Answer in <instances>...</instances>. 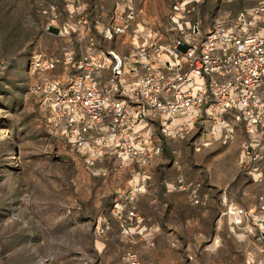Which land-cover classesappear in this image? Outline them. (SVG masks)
Returning a JSON list of instances; mask_svg holds the SVG:
<instances>
[{
  "label": "rangeland",
  "instance_id": "obj_1",
  "mask_svg": "<svg viewBox=\"0 0 264 264\" xmlns=\"http://www.w3.org/2000/svg\"><path fill=\"white\" fill-rule=\"evenodd\" d=\"M176 1L0 0V264H156L154 258L169 251L164 239H152V202L191 203L183 191L164 194L163 178H174L176 167L164 165L154 181L152 162L145 167L149 179L137 174L135 163L115 156L89 166L64 144L33 87L45 76L75 72L92 39L98 50L129 54V34L104 36L115 14L128 6L167 43L175 34L170 15ZM246 4L201 0L192 18L207 29L219 11L233 15ZM38 59L56 63L44 71L34 68ZM153 129L175 157L157 123ZM204 132L203 125L190 126L184 137L195 141ZM132 207L142 220L126 233L124 219ZM238 230L257 234L259 228ZM242 242L251 264H264V244Z\"/></svg>",
  "mask_w": 264,
  "mask_h": 264
},
{
  "label": "built area",
  "instance_id": "obj_2",
  "mask_svg": "<svg viewBox=\"0 0 264 264\" xmlns=\"http://www.w3.org/2000/svg\"><path fill=\"white\" fill-rule=\"evenodd\" d=\"M201 0H178L170 20L175 34L162 43V34L145 28L137 11L128 6L115 14L105 38L127 33L133 50L119 54L97 49L77 63L75 72L61 77L45 76L33 87L50 111V121L64 144L83 155L89 166L107 155L135 163L137 174L150 178L145 167L162 153L163 143L153 126L166 138L184 137L190 126H207L214 136L227 128L232 115L243 124L239 163L261 181L264 162V0L247 1L235 14L216 13L205 29L192 15ZM72 55L69 56V60ZM56 61L35 60L34 68L52 70ZM174 187L203 208L210 194L198 182L178 174ZM225 213L240 229L259 228L264 239V196L253 209L228 205ZM142 220L132 207L124 219V232ZM133 258V256H131ZM132 264H139L133 259Z\"/></svg>",
  "mask_w": 264,
  "mask_h": 264
},
{
  "label": "crops",
  "instance_id": "obj_3",
  "mask_svg": "<svg viewBox=\"0 0 264 264\" xmlns=\"http://www.w3.org/2000/svg\"><path fill=\"white\" fill-rule=\"evenodd\" d=\"M224 118L225 123L234 127L230 138L224 139L226 127L218 128L214 136L204 132L207 136L195 141L187 137L169 138L172 151L178 152L177 155L170 157L165 147L152 161L154 181L158 180L160 170L171 164L177 169L176 175L200 183L202 191L210 193L207 208L166 200L152 202V239H164L169 250L154 258L156 264H236L239 258L240 264L246 261L251 264L252 260L246 258L249 251L242 241L248 239L264 244V239H258L254 231H239L231 222V216L225 213L228 205L252 210L259 203V196H264V162L262 180L254 181L239 163L240 144L246 136L244 126L235 122L231 114ZM112 158L113 155H107L99 162ZM176 175L174 178L164 176V194L177 190L174 187Z\"/></svg>",
  "mask_w": 264,
  "mask_h": 264
},
{
  "label": "bare ground",
  "instance_id": "obj_4",
  "mask_svg": "<svg viewBox=\"0 0 264 264\" xmlns=\"http://www.w3.org/2000/svg\"><path fill=\"white\" fill-rule=\"evenodd\" d=\"M3 141H4L3 144H4V143H5V144L8 143V141H6V140H3ZM131 229H132V227H131ZM131 229H130V230H131Z\"/></svg>",
  "mask_w": 264,
  "mask_h": 264
},
{
  "label": "water",
  "instance_id": "obj_5",
  "mask_svg": "<svg viewBox=\"0 0 264 264\" xmlns=\"http://www.w3.org/2000/svg\"><path fill=\"white\" fill-rule=\"evenodd\" d=\"M262 235L264 236V232H262Z\"/></svg>",
  "mask_w": 264,
  "mask_h": 264
}]
</instances>
